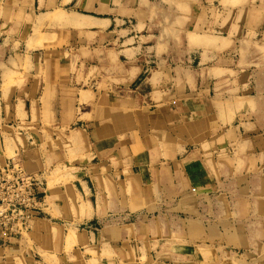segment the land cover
<instances>
[{
  "label": "crops",
  "instance_id": "1",
  "mask_svg": "<svg viewBox=\"0 0 264 264\" xmlns=\"http://www.w3.org/2000/svg\"><path fill=\"white\" fill-rule=\"evenodd\" d=\"M14 157L0 264H264V0H0Z\"/></svg>",
  "mask_w": 264,
  "mask_h": 264
},
{
  "label": "built area",
  "instance_id": "2",
  "mask_svg": "<svg viewBox=\"0 0 264 264\" xmlns=\"http://www.w3.org/2000/svg\"><path fill=\"white\" fill-rule=\"evenodd\" d=\"M43 180L30 173L19 157L0 165V242L4 245L27 234L41 204Z\"/></svg>",
  "mask_w": 264,
  "mask_h": 264
},
{
  "label": "bare ground",
  "instance_id": "3",
  "mask_svg": "<svg viewBox=\"0 0 264 264\" xmlns=\"http://www.w3.org/2000/svg\"><path fill=\"white\" fill-rule=\"evenodd\" d=\"M240 242V241H239Z\"/></svg>",
  "mask_w": 264,
  "mask_h": 264
}]
</instances>
